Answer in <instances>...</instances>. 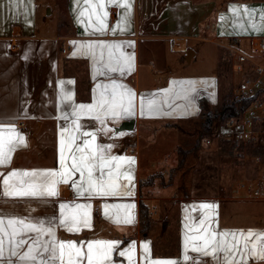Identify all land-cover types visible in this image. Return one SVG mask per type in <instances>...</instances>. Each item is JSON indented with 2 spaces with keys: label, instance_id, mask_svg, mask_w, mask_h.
Segmentation results:
<instances>
[{
  "label": "crops",
  "instance_id": "obj_1",
  "mask_svg": "<svg viewBox=\"0 0 264 264\" xmlns=\"http://www.w3.org/2000/svg\"><path fill=\"white\" fill-rule=\"evenodd\" d=\"M260 37L264 0H0V143L5 151L13 148L0 173L63 170L61 150L68 136L78 135L74 120L80 133L95 135L93 150L103 146L108 158H121L112 162L111 178L105 176L108 195L79 196L70 184H60L57 197L0 195V216L5 222L44 221L45 227L51 221L57 241H75L85 254L92 242L93 264H218L192 250L202 243L192 239V218L205 215L217 231L259 234L260 239L249 237V248L255 245L258 253L264 246V193H237L236 183L232 189L184 195L174 179L161 185L156 179L179 164L181 141L188 142L196 131L203 108L220 100L225 60L219 52L208 70L199 66L213 50L207 46L249 50ZM188 49L192 53L186 61ZM231 78L239 79L234 73ZM113 80L125 86L116 90L125 94V106L127 90L135 93L131 112L105 114L97 107L102 95L111 97ZM79 105L94 107L89 111ZM127 121L131 128L121 130ZM234 131L226 129L232 139ZM205 137L200 136L203 143ZM83 139L91 137L76 143ZM74 178L79 181V173ZM3 187L0 178V193ZM65 217L79 231L60 226ZM4 241L3 264H27L10 256L7 236ZM105 242L115 243L110 248ZM244 253L236 257L240 264H264L247 249Z\"/></svg>",
  "mask_w": 264,
  "mask_h": 264
},
{
  "label": "snow or ice",
  "instance_id": "obj_2",
  "mask_svg": "<svg viewBox=\"0 0 264 264\" xmlns=\"http://www.w3.org/2000/svg\"><path fill=\"white\" fill-rule=\"evenodd\" d=\"M103 7V3L99 5ZM130 7V5H129ZM103 29H101L102 31ZM101 47H118L117 45H104ZM89 47H92L89 45ZM110 71L117 72L122 71L116 67H111ZM108 86H104L107 89ZM112 95L111 97H104L102 95L100 103L97 105L100 109H103L105 114L112 113L117 114L118 109H122L125 112H131L133 107V99L135 93L131 90H127V106H125V94H117L118 88H125L124 85H119L115 80L112 81ZM153 101H148V107L151 109ZM93 105H79L80 109L93 110ZM142 114H143V102H142ZM75 115V113H74ZM97 119L100 116L97 115ZM79 117L77 116V120ZM75 125V131L78 133L76 136H68L67 143L64 144L61 150V168L63 170H41L32 172H18L10 171L8 173H0L2 178L3 192L0 195L9 197H57L59 195L58 186L60 184H70L74 187L79 196L92 195H108L109 193L104 191V185L107 182L105 176L111 178L112 175V162L119 157L108 158L104 152V147L99 146L98 150H93L90 147L91 141L96 139L95 135L89 132L80 133L81 126L73 121ZM81 137H91L89 139H83L80 144L76 141ZM20 143H23V137H20ZM111 147V146H108ZM13 151L12 147H9L7 151L4 149L3 143H0V166H6L11 159L10 153ZM65 152L68 155H65ZM108 170L107 172L105 170ZM79 173L80 180L77 181L74 177ZM18 179V182L16 181ZM26 178V179H25ZM115 194V193H112ZM62 209H68V204H61ZM76 208L90 207V205H75ZM201 208H211V205H201ZM197 211V209H193ZM195 223L191 226L195 229V235L193 240L201 241L200 245L193 247L194 252H199L203 256H211L213 260L218 264H240V261L236 259L237 255L243 257L244 249L248 250V255L255 258L264 260V246L261 247L258 253L253 252V248H249V237L256 236L260 239V235L254 233L252 230H237V231H217L214 227L215 221L205 215L203 217L194 216L192 218ZM74 221L75 218L73 217ZM131 221H125L130 223ZM85 226H88V221H83ZM59 225L66 228L67 231H79V227L70 226L68 217H65L59 221ZM53 222H48V226L45 227L44 221L31 222L25 219H5L0 216V264H3L5 241L4 237H8V243L10 244V256L17 257L20 262H27V264H82V261L87 260L88 264H93V244L89 242L87 245V253L82 252L81 247L77 246L75 241H57L55 239V232ZM45 236L51 239H44ZM231 237V239H228ZM241 241H243L241 243ZM100 243V242H97ZM113 245L115 242H105ZM27 249L24 251V249ZM120 255H124L121 252ZM107 254L104 255V259H107ZM189 259L185 256V260ZM11 264V261H9ZM174 264V262H170ZM195 264V261H194Z\"/></svg>",
  "mask_w": 264,
  "mask_h": 264
},
{
  "label": "rangeland",
  "instance_id": "obj_3",
  "mask_svg": "<svg viewBox=\"0 0 264 264\" xmlns=\"http://www.w3.org/2000/svg\"><path fill=\"white\" fill-rule=\"evenodd\" d=\"M207 47L213 50L199 66L208 70V65L215 62V56L219 52L222 55L220 57L225 60L221 66L224 79L221 80L220 84V100L216 105L210 106L208 104L203 108L202 115L195 125L196 131L190 133L191 137L188 138V142L181 141L179 164L170 169L164 178L157 177L156 179L160 185L174 179L179 194L184 195L209 194L225 187L232 189L236 183L238 185L253 180H263L264 182V141L259 139L255 144L235 142L231 134L226 132L228 127L221 120L219 114L224 103L232 102L230 100L231 89L236 82L231 78L232 73L237 78L239 77L232 70L234 52L230 48L221 50L216 44ZM244 51L248 52V50ZM260 61H263L262 58ZM191 67L188 66L187 69L192 71ZM207 112L211 114L213 129L217 133L215 137L213 134H203V137H211V142L208 144L203 143L199 136V131L202 129L201 123L204 121ZM219 132L220 135H218ZM255 155L259 156L258 160L253 158ZM176 169L179 170L176 172ZM147 181L149 183L154 182L155 178ZM159 215L160 212H158L157 217Z\"/></svg>",
  "mask_w": 264,
  "mask_h": 264
},
{
  "label": "built area",
  "instance_id": "obj_4",
  "mask_svg": "<svg viewBox=\"0 0 264 264\" xmlns=\"http://www.w3.org/2000/svg\"><path fill=\"white\" fill-rule=\"evenodd\" d=\"M207 27L212 28L209 24ZM234 53L232 70L239 75L231 89V101L239 102L243 99H249L248 105L237 115L228 118L225 125L228 128H235L233 140L255 144L259 139L264 141V63L260 61L264 53V37L257 38L249 46V50L244 51L237 47L230 48ZM248 71H252L250 76ZM23 125V123H20ZM206 144L211 142L209 136L204 138ZM258 160L259 156L255 155ZM237 193L247 191L252 196L259 197L264 193V182L257 181L238 184L235 188ZM153 214V213H152Z\"/></svg>",
  "mask_w": 264,
  "mask_h": 264
},
{
  "label": "trees",
  "instance_id": "obj_5",
  "mask_svg": "<svg viewBox=\"0 0 264 264\" xmlns=\"http://www.w3.org/2000/svg\"><path fill=\"white\" fill-rule=\"evenodd\" d=\"M249 99H243L239 102H228L224 103L221 111H220V118L222 121H226L228 118L237 115L240 113L241 110H243L249 103ZM202 125V133L203 134H212L214 133L215 129L213 130V120L211 117V114L207 112L206 117L204 118V121L201 123ZM146 205L144 203H140V212L141 214L145 213Z\"/></svg>",
  "mask_w": 264,
  "mask_h": 264
},
{
  "label": "water",
  "instance_id": "obj_6",
  "mask_svg": "<svg viewBox=\"0 0 264 264\" xmlns=\"http://www.w3.org/2000/svg\"><path fill=\"white\" fill-rule=\"evenodd\" d=\"M192 51L190 49L187 50L186 55H185V59L186 61L190 60V55H191ZM131 123L132 121H127L121 124V126L119 127L121 130L123 129H127V128H131Z\"/></svg>",
  "mask_w": 264,
  "mask_h": 264
}]
</instances>
